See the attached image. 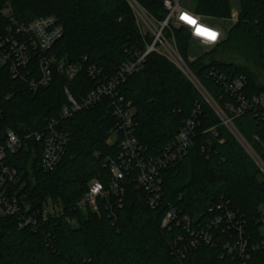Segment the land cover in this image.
Segmentation results:
<instances>
[{"label":"trees","instance_id":"trees-1","mask_svg":"<svg viewBox=\"0 0 264 264\" xmlns=\"http://www.w3.org/2000/svg\"><path fill=\"white\" fill-rule=\"evenodd\" d=\"M6 1L0 0V10ZM8 1L18 21L55 15L63 34L50 52L67 63L85 57L86 64L106 76L150 41L141 35L127 0ZM135 1L157 20L164 18L163 0ZM193 11L209 22L230 17L228 0H193ZM224 32L216 46L192 60L187 57L188 31L180 28L173 34L180 55L207 94L232 118L240 139L222 124L184 73L160 54L150 53L143 68L120 86V93L133 104L135 134L146 158L172 144L198 107L186 155L160 171L163 196L154 209L147 205L150 190L127 173L120 204L114 199L109 207L98 200V213L73 207L90 180L108 181L105 159H116L118 151L115 143H108L116 125L108 97L60 118L68 104L65 88L76 100L95 88L85 70L71 80L53 71L46 85L31 90L0 65V140L7 128L22 138L20 148L6 155V163L17 172L12 187L21 188V200L32 208L48 198L65 208L64 215L35 229L18 228L12 216H0V264H264V248H252L264 238L257 222L264 208V172L244 145L264 164V153L253 143L258 138L264 144V106L253 101L264 93V0H240L237 21ZM30 68L35 75L34 60ZM30 75L22 71L24 79ZM240 75L245 77L242 88L227 91L225 84ZM238 95L248 106L236 115L227 106L239 105ZM51 121L67 134L68 142L60 161L44 170L41 147L24 136L44 130ZM169 207L175 208L176 216L162 227ZM224 207L237 212L232 223L241 221L247 256L225 246L235 244L240 233L224 218ZM67 216L76 223L69 224Z\"/></svg>","mask_w":264,"mask_h":264},{"label":"built area","instance_id":"built-area-1","mask_svg":"<svg viewBox=\"0 0 264 264\" xmlns=\"http://www.w3.org/2000/svg\"><path fill=\"white\" fill-rule=\"evenodd\" d=\"M136 17V23L143 38L150 37V41H145L144 47L136 48L130 59L122 62L115 73L106 76L95 65L86 64V58L67 63L59 59L55 53L50 52L53 45L63 34V26L55 15H45L37 17L29 22H22L15 19L12 8L7 0L0 10V18H7L9 21L0 22V65H5L13 78H22L26 81L31 90H36L39 86L46 85L52 77L53 71L62 74L67 79H73L81 70H85L88 77L95 81V88L82 96L80 100L74 99L67 88L64 89L68 104L61 109L60 118L66 119L74 112L92 106L99 102L102 97L110 99L111 112L116 118V125L111 130L108 143L117 145V158L107 156L105 164L109 170V179L102 182L92 179L88 182L84 195L73 207L80 210L89 209L99 212L98 200H104L109 207L112 200L120 204L121 196L124 194L125 174H132L133 182L138 186L150 190L152 195L147 200V205L154 209L163 196L162 178L160 171L168 164L173 165L179 162L186 155L191 145V135L195 127L196 107L190 116L183 122V125L175 135L172 144L166 146L163 152L154 157L146 158L142 155L143 145L136 137L137 122L134 119V107L130 100H126L120 93V86L125 78L141 70L150 53H157L164 56L173 63L184 75L193 83L201 95L209 102L212 108L224 124L235 136H239L230 118L222 109H217L214 101L204 90L195 78L188 65L180 55L173 31L184 28L189 33L190 43L195 42L204 47L212 48L216 46L225 35V30L221 27L219 20L209 22L205 17L195 13L193 10L181 4L182 0H163L162 5L165 16L157 20L150 15L135 0H127ZM227 21L236 22V17H229ZM215 34L213 38L211 34ZM189 43V44H190ZM35 62V75L30 71L31 62ZM22 71L30 75L27 79L22 76ZM245 83L243 75L235 77L231 82L225 84V89L236 93ZM239 105H228L229 112L238 114L243 108L248 106V102L238 95ZM253 101L264 106V93L253 97ZM215 102V101H214ZM217 105V104H216ZM218 106V105H217ZM57 122L51 121L44 130L33 131L26 134L25 138H31L41 147V166L44 170H49L55 166L64 154L68 137L65 132L56 127ZM113 139L110 140V136ZM238 139H240L238 137ZM22 138L12 129L7 128L0 140V216H12L18 228L29 227L35 229L41 223L59 218L64 215V206L59 200L46 199L40 207L32 208L21 200L19 195L21 188H13L17 172L6 163L7 152H15L21 146ZM246 150L251 154L252 148L245 144ZM255 156L256 153L253 151ZM258 158V157H257ZM254 160L258 163V159ZM262 163V162H261ZM260 166V165H259ZM72 209V207H71ZM237 212L229 211L224 207V218L232 223ZM176 216L174 207H169L161 220V226H166ZM67 222L71 225L76 223V219L67 216ZM257 222L260 224L262 235H264V208L259 212ZM240 233V237L235 244L226 243L229 252H237L247 256V240L241 237V221L232 223ZM208 240V237L204 236ZM264 248V238L252 248Z\"/></svg>","mask_w":264,"mask_h":264},{"label":"rangeland","instance_id":"rangeland-1","mask_svg":"<svg viewBox=\"0 0 264 264\" xmlns=\"http://www.w3.org/2000/svg\"><path fill=\"white\" fill-rule=\"evenodd\" d=\"M181 4L185 7H187L188 9L193 10V0H182ZM228 4H229L230 17L231 18H233V17L237 18L238 14L240 12V0H228ZM219 23L224 30H226L229 26V21H227L226 19H220ZM208 50H210V48L204 47L200 44H196L195 42H193V43L189 44V47L187 50V57L189 60H192V59H194V57H196L199 54L206 52ZM212 104H214V106L217 109H219V106L216 105V102L212 101ZM110 137H111L110 140H112L114 138L113 135H111ZM249 151L251 152V154L256 159L257 157L255 156L253 151H251V150H249ZM259 165H260L261 171L264 172V164L259 162Z\"/></svg>","mask_w":264,"mask_h":264},{"label":"water","instance_id":"water-1","mask_svg":"<svg viewBox=\"0 0 264 264\" xmlns=\"http://www.w3.org/2000/svg\"><path fill=\"white\" fill-rule=\"evenodd\" d=\"M253 143L259 152L264 153V144H262L258 138H254Z\"/></svg>","mask_w":264,"mask_h":264},{"label":"crops","instance_id":"crops-1","mask_svg":"<svg viewBox=\"0 0 264 264\" xmlns=\"http://www.w3.org/2000/svg\"><path fill=\"white\" fill-rule=\"evenodd\" d=\"M236 22H229V26H228V28H230L232 25H234Z\"/></svg>","mask_w":264,"mask_h":264},{"label":"snow or ice","instance_id":"snow-or-ice-1","mask_svg":"<svg viewBox=\"0 0 264 264\" xmlns=\"http://www.w3.org/2000/svg\"><path fill=\"white\" fill-rule=\"evenodd\" d=\"M212 35V37L214 38L215 37V34L213 33V34H211Z\"/></svg>","mask_w":264,"mask_h":264}]
</instances>
